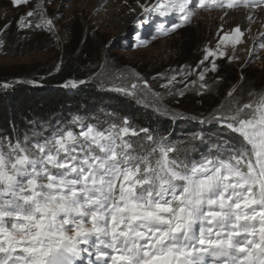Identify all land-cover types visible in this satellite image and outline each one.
<instances>
[{
	"label": "snow or ice",
	"instance_id": "6c2138e0",
	"mask_svg": "<svg viewBox=\"0 0 264 264\" xmlns=\"http://www.w3.org/2000/svg\"><path fill=\"white\" fill-rule=\"evenodd\" d=\"M31 2L10 0L14 8ZM52 3L38 0L15 21L17 29L54 32L62 14L57 9L48 15L45 5ZM135 5L129 14L137 28L153 14L178 13L170 28L158 26L163 36L187 26L197 8L220 10L215 47L206 43L194 68L156 73L166 81L163 92H154L134 71L113 74L108 88L137 103L151 94L158 116L215 130L201 128L174 143L170 135L157 138L150 128L110 112L107 128L73 117L78 131L58 127L50 137L33 133L15 143L0 136V264H264V88L250 87L245 102L233 85L207 115H181L163 103L165 95L183 98L189 88L201 100L209 95L213 84L224 82L221 59L239 62L243 70L261 58L257 46L264 49V31L250 34L252 10L264 12V0H135ZM241 8V21L228 23ZM10 27L4 24L3 30ZM144 43L138 33L133 47ZM244 78L241 74L237 83ZM86 83L69 79L61 86ZM198 143L209 145L208 155L180 159Z\"/></svg>",
	"mask_w": 264,
	"mask_h": 264
},
{
	"label": "rangeland",
	"instance_id": "374dc122",
	"mask_svg": "<svg viewBox=\"0 0 264 264\" xmlns=\"http://www.w3.org/2000/svg\"><path fill=\"white\" fill-rule=\"evenodd\" d=\"M37 2L38 0H32L27 6L14 8L10 0H0V36L4 32L3 25L8 23L11 24L8 33L18 36V44L16 43L14 46L11 44V47L0 46V74L6 75L7 78L17 79L21 76L32 75L37 70L54 62L58 64L61 55L77 44L74 51L76 58L90 60L99 57L98 70L103 59L108 58L109 62L111 61L116 67L112 68L111 76L117 72L132 73L134 71L148 81L154 92H163L160 85L166 81L155 78L156 73L162 72L165 73V76H170L181 65L194 68L197 61L201 59L203 46L207 43L210 47H215L216 28L223 22L219 19V9L197 8L195 17L187 26L173 34L163 36L157 35L158 26L164 25L165 29L170 28L173 23L178 22V13L174 12L164 17L153 14L147 23L137 28L132 22L133 16L129 14V8L136 6L135 0H127L126 5L124 0H102L101 3L98 0H53L52 4L45 6L49 16L57 9L62 14L55 21V31L50 33L45 30H35L36 34H25L23 30L17 29L15 21L20 15L33 8ZM259 13L264 15V12L259 11ZM234 14L235 12L232 13V16H235ZM126 15L131 19L127 25L123 26L121 23L119 24V19ZM263 18L264 16L258 20L257 24L262 22ZM37 19L38 17L33 18L34 24ZM262 25L264 22L260 24L257 31H264ZM254 26H252L250 34L252 36H254ZM138 33L140 38L147 43L133 47L134 38ZM77 35H79L77 42H74ZM57 36L59 39H56ZM153 36L156 38L153 39ZM257 54L261 58L251 60L243 70H241L239 62L229 64L226 60H219L220 75L224 77L222 84L232 81L237 86V81L243 74L251 89L258 91L264 88V49H259L257 46ZM236 55L243 57L245 53L237 51ZM209 80H212L211 75ZM182 87L183 85L179 84L176 86L177 89ZM215 93L217 92L214 91ZM222 94L220 92L218 96L216 94L215 97L212 96V98H218L212 108L220 103L224 97ZM178 97L177 95L171 97L165 95L164 100L168 98L172 104L177 105L179 104L178 99H182ZM212 98L203 97L201 100V97L190 95L187 91L183 97L186 100H195L198 108L209 106L208 104L213 101ZM141 100V104L153 109L150 106V102L153 100L151 94H145ZM178 107L182 108L179 105ZM189 109H193L192 105ZM184 122L185 124L180 123L177 127H184L189 123V121ZM58 127L64 129L67 128V125L50 126L51 135ZM189 134H186V139ZM40 135L48 136L47 131ZM183 139L180 138V140ZM198 156L196 161L201 159V155Z\"/></svg>",
	"mask_w": 264,
	"mask_h": 264
},
{
	"label": "trees",
	"instance_id": "16d2710c",
	"mask_svg": "<svg viewBox=\"0 0 264 264\" xmlns=\"http://www.w3.org/2000/svg\"><path fill=\"white\" fill-rule=\"evenodd\" d=\"M23 31L25 34H36L35 29ZM4 32L0 36V40H3V47H11V44L14 46L18 42V36L11 35L8 30ZM78 37L79 35L75 37L74 42H77ZM76 46L77 44L61 55L58 64H62V67L59 71L55 68L57 62H54L37 70L32 75L21 76L17 79L7 78L6 75L0 74V84L3 82L11 84V87L7 89L0 87V136L5 141L9 137L12 142L17 139L21 140L25 135L42 132L47 126L63 124L69 121L70 117H80L81 120H88L89 123L93 120L94 125L101 126L104 121L109 119L105 113L110 112L129 117L136 127L150 128L157 138L170 135L171 140L177 138V142L186 139L184 137L183 140H179L183 137L177 131L181 132L182 129L188 128L187 130H189L191 126H197L193 121H189L184 127H177L180 123L185 124L184 121L188 120L157 116L151 107L137 103L135 99L120 93L109 91L111 70L116 67L111 61L109 62L108 58H104L98 70L100 58L90 60L76 58V54H74ZM69 79H81L87 83L68 90L61 85ZM17 80L20 82L16 83ZM30 80H35L37 83H28ZM246 81L243 79L236 86L237 95L243 96L245 102L248 101L247 94L250 89V85ZM230 82L232 81H226L220 85L213 84L212 92L205 97L212 98V96L215 97V94L218 96L220 92L224 95L228 88L235 84ZM209 83L211 84L212 80H209ZM186 91L190 95L196 96L195 88H189ZM214 91L217 93L214 94ZM217 99L212 98L213 101L208 104L209 106L199 108L193 99L190 101L179 98V104L175 105L166 98L163 99V103L181 115H207ZM191 105L193 109H189Z\"/></svg>",
	"mask_w": 264,
	"mask_h": 264
},
{
	"label": "bare ground",
	"instance_id": "6f19581e",
	"mask_svg": "<svg viewBox=\"0 0 264 264\" xmlns=\"http://www.w3.org/2000/svg\"><path fill=\"white\" fill-rule=\"evenodd\" d=\"M98 1H99V3L102 2V0H98ZM244 11H245V9L241 8L239 11L235 12V14H234L235 16H232V18L228 21V23L240 22L241 21V13L244 12ZM252 13H253V16H254V22L252 23L251 27L256 25L258 20L261 19L264 16V15L262 16V14H260L259 11H254L253 10ZM130 19H131V17L126 15L123 18L119 19V24L121 23L123 26L127 25V23L130 21ZM263 22H264V20L262 22L260 21L256 26L253 27L254 28V36L259 34L258 32H260V31H257V30L260 27V24L261 23L263 24ZM243 23H244V26L248 27V22L247 21H243Z\"/></svg>",
	"mask_w": 264,
	"mask_h": 264
}]
</instances>
